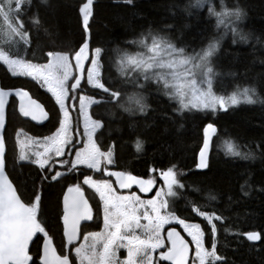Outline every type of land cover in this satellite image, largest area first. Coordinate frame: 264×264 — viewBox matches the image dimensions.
Wrapping results in <instances>:
<instances>
[{"label": "trees", "instance_id": "1", "mask_svg": "<svg viewBox=\"0 0 264 264\" xmlns=\"http://www.w3.org/2000/svg\"><path fill=\"white\" fill-rule=\"evenodd\" d=\"M86 0H31L25 4L24 28L29 32V45L19 46V55L32 63H46L49 51L73 52L84 42L85 32L79 9ZM205 4L196 6V0H93L89 17V47L103 50L101 60L102 82L119 87L121 102L133 93H141L147 105L143 112L133 107L124 111L99 89L82 84L80 91L108 103L89 107V115L102 123L93 136L101 151L112 148L113 161L108 169L130 173L143 179L150 176L160 183L159 172L175 165L177 178L183 188H175L176 197L169 199L170 210L188 222L199 223L205 233L206 248H211L213 235L207 220L192 212V206L213 213L216 227V252L222 257L216 264H264V0H226L228 7L239 6L244 16L238 29L246 39L232 32L215 29L214 18L208 16ZM218 6V0H213ZM38 24L32 23V18ZM155 32L167 36L186 52L202 49L209 38H219V45L211 57L212 88L218 95H228L236 86L256 89L257 104H240L215 114L204 110L176 111L178 106L157 91L150 81L143 89L123 83L116 63V50L135 52L127 41L141 33ZM5 50H9L5 45ZM16 55L17 49L11 48ZM0 86L4 89H22L40 102L48 113L47 121L35 125L19 113L15 98L7 107V124L3 132L6 144L5 172L18 195L30 202L39 189L41 200L38 216L46 228L58 253L63 252L62 197L70 184L80 183L93 212L92 220L82 227L83 234L97 230L100 224L101 202L97 194L83 185L87 171L71 170L69 165L59 167L62 175L52 180L58 167L48 165L44 170L30 161H20L16 143L18 130L31 137H45L59 127L60 111L54 99L37 81L25 76H13L0 64ZM258 98V99H257ZM76 105V103H75ZM78 126L77 109L71 111ZM213 123L214 133L203 171L196 170V158L203 141V128ZM234 141L241 152H252L249 159L226 155L224 141ZM140 141L137 150L136 142ZM153 172H149V169ZM52 169L53 171H49ZM99 176L93 174L94 178ZM42 177H44L42 179ZM109 178V176H106ZM110 179V178H109ZM242 185H244L242 189ZM119 190V189H118ZM136 191V189H127ZM122 191V190H120ZM125 191V190H124ZM154 193L142 194L149 197ZM246 193V194H245ZM214 196L215 199H209ZM191 202V203H189ZM218 215L222 219L216 220ZM255 232L259 239L248 240L246 233ZM43 241L42 234L31 246L30 255L36 259ZM73 264L75 259L72 257Z\"/></svg>", "mask_w": 264, "mask_h": 264}, {"label": "snow or ice", "instance_id": "2", "mask_svg": "<svg viewBox=\"0 0 264 264\" xmlns=\"http://www.w3.org/2000/svg\"><path fill=\"white\" fill-rule=\"evenodd\" d=\"M93 0H86L80 6L79 12L84 25V42L78 50L73 52L49 51L46 53V63H32L19 55V46L29 45V32L24 28L22 16L25 4H31V0H0V64L7 67L13 76H28L38 83L42 81V87L54 98L59 111L62 114L59 119V127L51 136L45 138L44 152H36V159L31 162L44 170L53 155L59 157L66 151H75L74 158L70 157L71 165H83L88 169L100 172L103 168L104 175L115 177V184L120 189L131 188L136 185L141 192L154 191L149 199H141L135 192L127 195L118 194L113 184L106 179H94L87 174L83 175V185L92 189L101 202L103 212V225L100 231L87 232L83 240H79L81 221L93 218L92 209L85 198L80 183L70 184L64 192L63 214L60 220L63 224V248L58 253L54 247L45 226L38 216V207L41 193L37 189L30 202H24L18 195L17 189L5 174L6 144L0 137V264H36V259L30 255L29 242L36 234H42L43 245L38 250V264H155L153 253L159 252L160 261H169L170 264H186L189 260V243L186 238L177 231L173 224H178L190 238L195 247L193 264H216L221 260L216 252L215 235L216 227L213 224V213L201 211L198 206H192V212L207 220L211 226L213 244L206 248L204 243L205 233L199 223L188 222L185 218L177 216L170 210L169 198L176 197L175 188H183L172 165L159 172L163 181L159 188H154L156 181L150 176L143 179L123 171L109 172L107 165L114 163L112 148L101 151L95 139L94 133L102 127L98 119L89 115V107L97 103H108L101 97L99 100L91 96L79 95L78 120L83 125V137L77 132L71 131V118L66 100L71 96L75 99L77 90L81 87V81L86 72V81L89 86L99 89L110 96L111 101L124 111L131 112L133 107L143 112L147 105L143 102L141 93H133L126 97L127 106L121 102V90L113 88L110 84L102 82L101 60L103 50L100 47L90 48L87 37L89 17L92 15ZM131 3L132 0H125ZM205 4V0H196V6ZM208 16L214 18L215 29H225L233 34V42L236 37L245 40L240 33L237 22L244 13L239 6L228 7L226 0H218V6L213 0L206 4ZM34 25L38 24L35 16L32 18ZM209 38V42L202 49L186 52L184 47H177L165 35L152 31L141 33L127 43L136 49L135 52L116 50L119 57L116 61L123 83L131 84L143 89L147 82L156 85L157 91L167 96L170 100H176L178 108L183 110H210L215 114L218 110H226L230 106L240 103L252 104L256 100V89L250 86H236L235 90L227 96L217 95L212 90V77L216 75L211 67V57L219 45V38ZM5 45L9 50H5ZM17 49V54H11V48ZM74 61V65L72 64ZM90 61V64H86ZM70 84V88H69ZM15 94L20 97V113L30 116L33 120L48 117L43 107L35 100L25 98L28 93L16 89ZM9 93L0 89V127L5 122V101ZM258 99V98H257ZM217 129L213 123H207L203 128V145L199 151V159L196 168L206 166V155L210 138ZM21 132H17V143ZM83 147H75L76 144ZM137 150L140 149V141L136 142ZM226 155L238 156L241 159H249L252 152H241L239 146L232 140L224 141ZM20 160L26 157L20 152ZM61 163H66L61 161ZM49 171H53L49 169ZM71 171V169H70ZM149 169V172H153ZM62 175L56 171L51 179L56 180ZM44 177H42L43 179ZM242 189L244 185L241 186ZM246 194V193H245ZM209 199H215L210 196ZM191 203V202H189ZM216 220L222 218L215 216ZM143 221V222H142ZM167 228V239H164L162 230ZM247 239L257 240L259 236L255 232L245 234ZM124 249L126 255L121 259L118 251ZM166 249V250H162Z\"/></svg>", "mask_w": 264, "mask_h": 264}, {"label": "rangeland", "instance_id": "3", "mask_svg": "<svg viewBox=\"0 0 264 264\" xmlns=\"http://www.w3.org/2000/svg\"><path fill=\"white\" fill-rule=\"evenodd\" d=\"M241 22V21H240ZM239 21L237 22V26H238V24L240 23ZM223 29V28H222ZM223 30H225V29H223ZM229 32H231V31H228V33ZM74 61H72V64L74 65ZM86 64H90V61H86L85 62ZM17 76H19V75H17ZM25 77H28V76H25ZM28 78H31V77H28ZM36 81V80H35ZM38 83V82H37ZM83 83H85L88 87H91V86H89L88 84H87V81H86V72L84 73V75H83V78H82V81H81V86H82V84ZM212 84H213V79H212ZM39 85L41 86L42 85V81L41 82H39ZM42 87V86H41ZM46 92H47V90H46V88L45 87H42ZM69 88H70V84H69ZM92 88V87H91ZM80 89H82L81 87L77 90V93H76V97H75V99H72L71 98V96L69 97V99L68 100H66V105H67V107H68V109H69V113H70V118H71V125H72V127H71V131H72V133L74 134V136H75V134L78 132L79 133V135H80V137H83V132H84V129H83V125H82V122H80L79 120H78V126H76L74 123H75V121L73 120V117H72V113H71V111H73V110H75V109H77V115L79 116V95H81V94H84L82 91H80ZM212 90H213V88H212ZM214 92V91H213ZM47 93H49V92H47ZM215 93V92H214ZM50 94V93H49ZM217 94V93H216ZM51 95V94H50ZM84 95H86V94H84ZM218 95V94H217ZM225 96H227V95H225ZM52 97V96H51ZM92 97V96H91ZM164 97L165 98H167V99H169L167 96H165L164 95ZM53 98V97H52ZM94 98V97H93ZM54 99V98H53ZM94 99H96V98H94ZM253 99H254V97H253ZM170 100V99H169ZM55 101V100H54ZM170 101H172V102H174L177 106H178V103H177V101L176 100H170ZM75 103H76V105H75ZM258 103V100L255 102V103H252V104H257ZM240 104H247V103H240ZM240 104H238V105H240ZM237 106V105H236ZM59 107V106H58ZM231 107H234V106H230L229 108H231ZM228 109V108H227ZM187 110V109H186ZM196 110V109H195ZM184 111V110H183ZM204 111H209V112H211L210 110H204ZM219 111V110H218ZM60 115L62 116V114L60 113ZM61 116H60V118H61ZM20 131V130H19ZM18 132V131H17ZM17 132H16V143H17V139H18V137H17ZM21 132V135H20V137H19V141H20V143H19V145H18V143H17V147H18V154H20V152L21 151H23V153H24V155H25V159L24 160H20V161H32V160H34V159H36V156L34 155V153H36V152H40V153H43L44 152V147H45V138L46 137H49V136H51L52 134H50L49 136H45V137H31V136H29L28 134H26V133H23L22 131H20ZM55 132V131H54ZM53 132V133H54ZM94 136V135H93ZM75 147H83V144L81 143V144H76L75 145ZM74 156H75V151L73 150V151H66L65 153H63V155L62 156H59V157H57V156H55V155H53L52 156V158L49 160V163L46 165V166H52V165H54V166H56V167H58V169H56V171H59V172H62L60 169H59V167H63L64 165H69L70 167V169L71 170H77L78 169V171H87V173H89L88 175L89 176H92L93 177V174H96V173H98L99 174V176L97 177V178H94V179H97V180H99V179H106V180H109V182L111 183V184H113V187H114V190L118 193V194H121V195H127V194H131L132 192H135L141 199H149V198H151V196L152 195H154L155 194V192L151 195V196H149V197H144L142 194H140V193H138L137 191H129V190H125V191H120V190H118L116 187H115V185H114V183L111 181V179H109L108 177H106L105 175H104V171H103V168L101 169V171L100 172H96V171H94V170H91V169H88V168H86L85 166H83V165H77L75 168H73L72 167V165H71V161H70V157L71 158H74ZM18 157H19V155H18ZM61 161H64V162H66V163H61ZM110 165H112V164H109V165H107L106 167H107V169H108V167L110 166ZM45 166V167H46ZM111 169H108V171H110ZM82 183H83V181H82ZM162 183H163V181L161 180L160 181V183L156 186V188H159L161 185H162ZM85 186H87V185H85ZM171 198H173V197H171ZM171 198H169V199H171ZM143 222V221H142ZM102 225H103V212H102V209L100 210V224H99V228L97 229V230H89V231H87V232H93V231H100V229H101V227H102ZM176 225H178V224H176ZM179 226V225H178ZM169 227V225H165V227H164V229L162 230V234H163V236H164V239L166 240L167 239V235H166V233H167V228ZM179 228L182 230V232L184 233V231H183V229L179 226ZM87 232H85V233H87ZM85 233L82 235V238L80 239L81 241L83 240V238H84V235H85ZM186 236H187V234L186 233H184ZM188 240L190 241V238L188 237ZM191 243V242H190ZM192 248H193V250H192V254L190 255V258H189V263L190 264H193V261H194V253H195V247L192 245ZM162 250H166V249H162ZM161 250H156L154 253H153V256L156 258V260H155V264H167V263H165V261H160L159 260V252H160ZM124 255H126V252H125V250L124 249H120L119 251H118V256H120V258L122 259L123 257H124ZM73 258L75 259V257L73 256Z\"/></svg>", "mask_w": 264, "mask_h": 264}, {"label": "water", "instance_id": "4", "mask_svg": "<svg viewBox=\"0 0 264 264\" xmlns=\"http://www.w3.org/2000/svg\"><path fill=\"white\" fill-rule=\"evenodd\" d=\"M0 89H3V90H5V91H7L8 93H9V95H8V97H7V99H6V101H5V122H4V125L2 126V127H0V137H2L3 139H4V137H3V132H4V130H5V127H6V124H7V107H8V104H9V102H10V99L12 98V97H14L15 98V101H16V105H17V109H18V111H19V113H20V104H21V99H20V97H18L16 94H15V90L16 89H4V88H2L1 86H0ZM22 90V89H21ZM22 91H25V90H22ZM25 92H27V91H25ZM28 93V97H26L25 98V102H27V100L28 99H32V100H35L37 103H39L42 107H43V109L45 110V112L47 113V111H46V109L44 108V106L40 103V102H38L36 99H34V98H32L31 97V95L29 94V92H27ZM21 114V113H20ZM22 117L24 118V119H26V120H28L29 122H31L32 124H35V125H42V124H44L46 121H47V119H48V117L47 118H44V119H38V120H33L30 116H28V117H26V116H23L22 115ZM215 127V126H214ZM214 135V134H213ZM213 135H212V137L210 138V141H209V147H208V149H207V155H206V166H207V160H208V155H209V151H210V146H211V141H212V138H213ZM202 145H203V141H202ZM201 145V146H202ZM201 148V147H200ZM199 151H200V149H199ZM199 151H198V154H197V158H196V164L198 163V159H199ZM206 166L204 167V168H200V169H198V168H196V170L197 171H203L205 168H206ZM112 171H118V170H115V169H111L109 172H112ZM5 174H6V172H5ZM7 175V174H6ZM8 176V175H7ZM9 178V177H8ZM109 178L111 179V181L114 183V185H115V187L117 188V189H119V190H122V191H124V190H127V189H120V188H118L117 186H116V184H115V177H110L109 176ZM10 180V179H9ZM128 189H137V190H139L140 191V189L136 186V185H132V187L131 188H128ZM150 192H147V193H143V194H149ZM63 197H64V195H63ZM63 197H62V211H63ZM85 198H86V196H85ZM87 199V198H86ZM88 200V199H87ZM89 202V201H88ZM89 205H90V203H89ZM90 207H91V205H90ZM91 209H92V207H91ZM93 213V212H92ZM63 214V213H62ZM92 220V219H91ZM91 220H88V221H81V225H80V230H79V240L82 238V235H83V232H82V227L84 226V225H86L87 223H89ZM62 222V221H61ZM173 225H176V224H173ZM62 226H63V224H62ZM173 227H175V226H173ZM176 228V227H175ZM177 229V231L178 232H180V230H178V228H176ZM181 233V232H180ZM38 235L39 234H36L34 237H33V239L29 242V246H30V249H31V246H32V244H33V242L37 239V237H38ZM181 235L183 236V237H185L182 233H181ZM186 238V237H185ZM186 241L189 243V256L192 254V250H193V248H192V244L186 239ZM42 245H43V241H42ZM42 245H41V247H42ZM165 263H167V264H170V262L169 261H165ZM186 264H189V260L186 262Z\"/></svg>", "mask_w": 264, "mask_h": 264}, {"label": "flooded vegetation", "instance_id": "5", "mask_svg": "<svg viewBox=\"0 0 264 264\" xmlns=\"http://www.w3.org/2000/svg\"><path fill=\"white\" fill-rule=\"evenodd\" d=\"M136 191L138 192V193H140V194H143L144 192H141V191H139V190H137L136 189ZM172 226H175L176 228H178V230H180V232L186 237V239L188 240V237L182 232V230L179 228V226L178 225H172ZM166 235H167V233H166ZM189 241V240H188ZM190 242V241H189ZM190 264V263H189Z\"/></svg>", "mask_w": 264, "mask_h": 264}]
</instances>
